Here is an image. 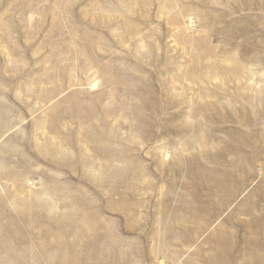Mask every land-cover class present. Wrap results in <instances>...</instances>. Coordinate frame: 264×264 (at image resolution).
Wrapping results in <instances>:
<instances>
[{"label": "rangeland", "instance_id": "374dc122", "mask_svg": "<svg viewBox=\"0 0 264 264\" xmlns=\"http://www.w3.org/2000/svg\"><path fill=\"white\" fill-rule=\"evenodd\" d=\"M263 181L264 0H0V264H246Z\"/></svg>", "mask_w": 264, "mask_h": 264}, {"label": "bare ground", "instance_id": "6f19581e", "mask_svg": "<svg viewBox=\"0 0 264 264\" xmlns=\"http://www.w3.org/2000/svg\"><path fill=\"white\" fill-rule=\"evenodd\" d=\"M31 8V7H30ZM51 12V11H50ZM54 21V20H53ZM64 24V23H63ZM152 26V25H151ZM143 39V38H142ZM75 40V39H74ZM88 44V43H87ZM92 46V45H91ZM87 47V46H86ZM89 48V47H88ZM210 55V54H209ZM199 59V58H198ZM195 62V61H194ZM211 63V62H210ZM72 69V68H71ZM239 71V70H238ZM176 72V71H175ZM82 74V73H81ZM173 75V74H172ZM150 79V78H149ZM108 82V81H107ZM172 82V81H171ZM147 84V83H146ZM133 87V86H132ZM152 92V91H151ZM150 92V93H151ZM153 93V92H152ZM135 94V93H134ZM148 94V93H147ZM146 94V95H147ZM123 95V94H122ZM145 95V94H144ZM150 96V95H149ZM101 97V96H100ZM100 100V99H99ZM149 99H145L144 102L148 101ZM152 100V99H150ZM149 100V101H150ZM101 101V100H100ZM97 102V101H96ZM149 103H152V102H149ZM155 103V102H154ZM100 104V103H99ZM102 105V104H101ZM154 105V104H153ZM152 105V107H153ZM157 105V104H155ZM154 105V107H155ZM149 106V105H148ZM169 106V105H168ZM151 107V106H150ZM214 107V106H213ZM148 108V107H147ZM103 109V108H102ZM106 111L109 110V108H105ZM113 109V108H112ZM115 109V108H114ZM153 109V108H152ZM91 111L90 113L87 112V116L90 117V116H94L92 115V109L89 110ZM96 111H99L96 110ZM103 111V110H102ZM105 111V110H104ZM115 111V110H114ZM82 113V112H81ZM98 113V112H97ZM106 113V112H105ZM80 114V113H79ZM78 114V115H79ZM144 114V113H143ZM97 115V114H96ZM116 115V114H115ZM74 116V115H73ZM86 116V117H87ZM138 116V115H137ZM139 118L141 121L143 120L144 123L146 121V118L145 115H142V113H139ZM95 120V119H94ZM120 121V120H119ZM148 122V121H147ZM96 125V124H95ZM140 125V124H139ZM147 125V124H146ZM143 126V125H141ZM127 130V129H126ZM125 131V130H124ZM142 131V130H141ZM115 134V133H114ZM100 135V134H99ZM145 135V134H144ZM101 138V137H100ZM97 147V146H96ZM94 148V147H93ZM109 156V155H108ZM189 163H192V162H189ZM190 165V164H189ZM191 166V165H190ZM110 169V166L108 167ZM237 168V167H236ZM110 171V170H109ZM142 171V170H141ZM213 172H217L216 175H214ZM231 172V169L230 170H222L220 167L219 169H213L212 170V176L213 178H215V185L213 186L214 187V191L216 192L217 196L221 197V201L219 202H222V204H225L227 201L231 200L233 198V196L235 197V191L238 190V183H236V181L238 179H234L235 178V175L230 173ZM220 174V177H218V175ZM110 177V176H109ZM262 186L264 188V181L262 183ZM132 187V186H131ZM240 188V187H239ZM213 189V188H212ZM214 192V193H215ZM238 192V191H237ZM236 192V193H237ZM124 194V193H123ZM218 197V198H219ZM231 203V202H230ZM221 206V205H220ZM222 207V206H221ZM224 207V206H223ZM252 223L250 222L251 224V227L250 228H254L255 231L252 233L254 234V238H251V239H248L246 240L245 242V246L243 247V249L241 251H244V250H250V253H253L255 254L256 256L254 257V259L252 261H248L246 262V264H264V255H258V251L263 249L264 250V220L263 222H259L258 220H256L255 218L252 219ZM208 222V221H207ZM209 223V222H208ZM95 225V224H94ZM209 225V224H208ZM92 228V237H94L92 239V242H98L99 241V238L98 237H101L98 235V233L94 230L96 227L95 226H91ZM90 228V229H91ZM215 235V239L213 241L214 244L212 245V248L214 249L211 254V256L208 258V256L206 257V262L208 264H229L231 262V258H230V253H232L234 250L236 251L239 250L238 248V245L235 243L233 244L235 241L232 237L230 236H226L225 232H222V231H217L216 233H214ZM71 236V235H70ZM62 239V238H61ZM211 239V238H210ZM59 240V238H58ZM79 240V239H78ZM209 242L211 240H208ZM263 241V242H262ZM41 242V241H40ZM79 243V241H78ZM94 244V243H93ZM67 246H69V244H66ZM64 245V246H66ZM95 245V244H94ZM42 246V245H41ZM87 247H90V244L87 245ZM44 249V246L43 248ZM50 252V251H49ZM248 252V251H247ZM243 253V252H242ZM245 253V252H244ZM50 256V255H49ZM94 256V254H89L88 258L91 259L92 257ZM237 256V255H236ZM33 258H35V256H32ZM231 257H234L231 255ZM253 257V256H252ZM49 258V257H48ZM62 258V257H61ZM88 258H85L88 260ZM28 259V258H27ZM81 259V258H80ZM233 259V258H232ZM83 260V259H81ZM87 260H84V261H87ZM204 260V259H203ZM250 260V259H249ZM83 261V263H84ZM1 263V262H0ZM48 263V262H47ZM51 263V262H50ZM58 263V262H57ZM206 263V264H207ZM232 264V263H231Z\"/></svg>", "mask_w": 264, "mask_h": 264}]
</instances>
